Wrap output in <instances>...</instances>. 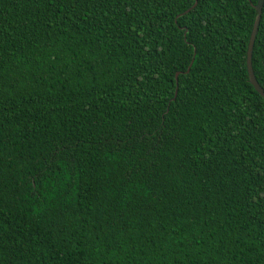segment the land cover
I'll use <instances>...</instances> for the list:
<instances>
[{
	"label": "trees",
	"instance_id": "1",
	"mask_svg": "<svg viewBox=\"0 0 264 264\" xmlns=\"http://www.w3.org/2000/svg\"><path fill=\"white\" fill-rule=\"evenodd\" d=\"M256 2L0 0V264H264Z\"/></svg>",
	"mask_w": 264,
	"mask_h": 264
},
{
	"label": "water",
	"instance_id": "2",
	"mask_svg": "<svg viewBox=\"0 0 264 264\" xmlns=\"http://www.w3.org/2000/svg\"><path fill=\"white\" fill-rule=\"evenodd\" d=\"M264 3V0H257L256 4L253 5L254 9L257 12V16L255 18L253 28L251 30L250 38H249V43H248V48H247V57H246V64H247V72H248V77L250 83L254 86V88L261 94V96L264 97V91L262 88L259 86L257 80L255 79L252 66H251V52H252V46L255 38V34L257 31V26L259 23L260 15H261V7ZM178 72L176 73V79H177Z\"/></svg>",
	"mask_w": 264,
	"mask_h": 264
}]
</instances>
